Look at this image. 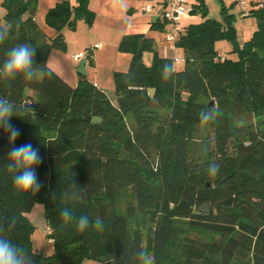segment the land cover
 <instances>
[{"label":"trees","instance_id":"obj_1","mask_svg":"<svg viewBox=\"0 0 264 264\" xmlns=\"http://www.w3.org/2000/svg\"><path fill=\"white\" fill-rule=\"evenodd\" d=\"M37 3L2 0L0 23H11L13 29L0 57L8 47L29 42L37 49V64L49 68L51 50L66 51L63 30L75 31L78 21L91 27L95 14L86 0L73 6L57 3L44 17L55 32L50 46L40 38L34 20ZM198 8L202 21L187 26L175 42L183 51L184 68L167 82L161 79V69L174 60L159 56L152 39H121L119 50L130 53L131 61L126 72L114 73L117 105L82 75L75 87L53 70L51 78L0 84V96L17 104L34 103L35 113L21 111L25 120L13 117L12 123L21 129L16 144L31 142L43 157L36 169L43 185L37 193H17L13 188L6 170L7 139L0 133V223L15 220L8 235L28 249L34 264H82L88 259L124 264L127 251L141 247L150 248L157 261L169 239L182 234L184 224L220 239H184L183 264H264V130L256 127L234 142L225 115L229 107L249 114L264 109V0L250 7L247 17L255 20L256 29L241 46L233 47L235 61L221 59L215 49L217 42L237 41L232 16L225 12L223 20L210 19L202 5ZM144 51L154 52L150 65L142 60ZM85 59L93 62L90 51ZM150 88L155 89L153 100L147 93ZM28 91L34 97H27ZM213 105L219 106V120L202 125L200 110ZM159 109L168 112L161 114ZM93 117L101 122L92 124ZM203 129L208 135L202 140ZM204 145L206 155L201 153ZM211 162L220 165V174L210 179L204 169ZM72 180L80 196L65 203L61 198ZM124 194L127 213L121 215L116 201ZM205 204L208 214L200 212ZM35 205L43 206L51 230L50 255L34 252L31 246L35 228L26 215ZM65 206L77 216L101 218L105 231L81 234L65 225L60 216ZM136 214L148 217L145 235L130 229L128 217Z\"/></svg>","mask_w":264,"mask_h":264},{"label":"rangeland","instance_id":"obj_2","mask_svg":"<svg viewBox=\"0 0 264 264\" xmlns=\"http://www.w3.org/2000/svg\"><path fill=\"white\" fill-rule=\"evenodd\" d=\"M239 0H187L184 4L185 11L191 10L193 7L198 9V5H202L206 15L210 19L223 20L225 12L232 16V24L237 34V41L239 45H242L244 39L252 33L255 28V20L251 17H244L242 15L241 8L238 4ZM256 0H245L248 5H252ZM152 3V2H151ZM150 3V4H151ZM152 7V5H150ZM193 8V9H194ZM201 10L196 11L194 18H190L186 21L190 22L195 19L198 21L201 18ZM4 11L0 8V17ZM39 28L44 27L43 21L38 20ZM99 29H94L90 32L91 27L86 24L76 27L75 31L67 29L65 32L66 38L64 39L68 46V51H60L53 49L48 61L50 70H53L57 75L63 78L69 86L75 87L78 84L79 74L77 73V62L71 60V54L77 50L90 51L94 55V61L88 64L89 71L86 73V78L96 83L99 89H102L111 99L114 105H117V99L115 97V84L114 73L126 72L131 61V54L119 50V47L113 45L115 39L111 35L110 27L101 25ZM105 26V27H104ZM45 28V27H44ZM110 30H106V29ZM73 32H75L73 34ZM41 37V33H40ZM39 40V39H38ZM222 42V41H221ZM217 42L215 49L219 56L227 57L231 60H237L238 55L232 53L233 44L224 41V44ZM102 46V50H98V46ZM89 47V49H87ZM142 60L144 64L150 65L153 61L154 52L144 51L142 52ZM86 54V53H85ZM174 58V63L177 66V71H181L184 68V62L182 61L181 53L175 51L171 53ZM80 63V62H79ZM27 97H34V94L30 91L27 92ZM204 104L211 103L210 100H202ZM158 113L166 114L168 110L159 109ZM225 115L230 118V132L234 138V142H238V139L243 140L247 138L245 135L247 131H253L259 128L264 130V109L259 108L256 113L249 114L240 113L238 110H232L230 107L225 112ZM129 125L132 120L128 117ZM237 121H243V124L239 127L236 126ZM257 127V128H256ZM199 138H206L208 133L203 129L200 132ZM202 138V140H203ZM199 139L197 144L202 141ZM127 209V195H122L119 200L116 201V212L121 215H126ZM27 219L34 226V232L31 237L32 248L34 252L44 255H50L53 252V246L51 237L46 233L48 230L44 209L41 205H35L30 213L27 215ZM130 229H140L145 235L146 228L149 225L148 217L136 214L134 217H128ZM183 231L181 235L171 237L165 247V252L161 253V256L154 261L155 264H183L186 253L185 240L190 237H198L206 241H217L220 237L213 233H207L202 230H192L187 224L183 225ZM147 247V245H146ZM152 254V250L147 247ZM153 256V255H152ZM108 263V262H107ZM104 261L99 260H85L82 264H107Z\"/></svg>","mask_w":264,"mask_h":264},{"label":"clouds","instance_id":"obj_3","mask_svg":"<svg viewBox=\"0 0 264 264\" xmlns=\"http://www.w3.org/2000/svg\"><path fill=\"white\" fill-rule=\"evenodd\" d=\"M113 7H123L125 0H109ZM11 23H0V48L8 41L12 32ZM18 32L20 24L15 25ZM37 49L29 42L18 43L15 46L8 47L0 57V84L10 85L21 79L26 82L43 80L51 78L54 73L46 66L37 64L35 56ZM177 73L175 63H166L161 69V79L167 82ZM33 102L26 100L24 103L17 104L15 101L5 96H0V133L7 139V164L6 170L9 174L13 188L17 193H37L43 186L36 169L43 163V157L38 148L33 147L32 143L16 144L21 136V129L12 123L13 117H20L19 113L23 111L30 115L35 113ZM202 125L215 123L219 120V106L213 105L202 108L198 114ZM23 119V118H21ZM25 120V119H23ZM243 121H237L239 127ZM208 146L201 148V153L206 155ZM199 173V169H196ZM208 178H215L220 174V165L211 162L204 169ZM79 186L73 180L68 189L63 193L62 201L65 203L79 199ZM61 219L65 225H70L78 233H85L94 230L99 233L105 231L104 221L97 217L90 219L87 214L76 215L70 207H62L60 212ZM15 220L8 221L7 225L0 223V264H34L29 251L22 244L14 241L8 232L14 226ZM124 264H155L154 258L147 248H139L131 252L127 251L123 258Z\"/></svg>","mask_w":264,"mask_h":264},{"label":"crops","instance_id":"obj_4","mask_svg":"<svg viewBox=\"0 0 264 264\" xmlns=\"http://www.w3.org/2000/svg\"><path fill=\"white\" fill-rule=\"evenodd\" d=\"M78 1L79 0H38L37 12L35 14L34 20L37 23L38 27H40L38 24V20L40 22L43 21L45 28L41 27V29L39 28L38 30L41 33L40 38L44 39L47 45H48L47 42L51 43V39L54 38L55 32L45 25V22H44L45 15L57 3L69 2L70 5L73 6L77 4ZM86 1L88 2L89 10L95 14V20L93 22V27H91L90 29V32L94 29V27L96 29H99L100 27H102L101 25L103 24L110 27L111 35H113L115 39V42L113 43V45H116V47L119 46L121 39L125 36L145 35L146 37L152 39L153 41L152 49L155 52H157L159 56L174 60L175 56L173 58L171 56V53L177 50L181 53V57L183 61V51L175 47L176 41L172 43V42H168L167 39H165L166 29H165L164 21L162 19V13L167 8L168 0H125L123 7H113L112 4L109 2V0H86ZM256 1L253 3H256ZM1 2L2 0H0V5H1ZM150 5H152L153 7L152 12L151 11L147 12L146 7ZM192 9L189 11H186L187 14L184 17H182L180 20L179 24L181 25V32H184L185 28L189 26L190 24L200 23L202 21V18H200L198 21H195L194 19L193 21L186 23L188 19L190 20V18H194L195 16V15H192L193 14ZM156 21L158 23L156 27L153 28L152 24H154ZM83 23H84L83 21H78L77 28L78 26H81V24ZM110 29L108 28L106 30H110ZM255 29H256V23H255V28L252 31V33L255 31ZM66 31L67 29H64L62 32L64 39L66 38V35H65ZM74 33L75 32H73V34ZM251 34H249V36H247V38L244 39V42L250 38ZM142 43H143V40L140 41L139 46H141ZM216 44H215V47H216ZM221 44H224V41H222ZM67 49H68V46H67ZM87 49H89V47H87ZM97 49L102 50L103 48L101 45H99ZM85 53L87 54V52H85L84 50H77L73 52V54H71V60L77 62V66L75 69L78 68L79 62L82 59H85L86 57ZM79 55L80 57L76 58V56H79ZM91 55H92V59H94V55L92 52H91ZM88 64L89 63L86 60L85 71L87 74L89 71ZM94 84L96 85V83Z\"/></svg>","mask_w":264,"mask_h":264},{"label":"built area","instance_id":"obj_5","mask_svg":"<svg viewBox=\"0 0 264 264\" xmlns=\"http://www.w3.org/2000/svg\"><path fill=\"white\" fill-rule=\"evenodd\" d=\"M185 2L186 0H168L167 8L162 13V19L164 21L165 29H166L165 39H167L168 42L174 43L178 39V37H180L181 25L179 23H180L181 18L187 14V12L184 9ZM238 4L241 8L242 15L244 17L249 16V12L251 10L250 7H252V5H248L245 2V0H239ZM152 9L153 7L151 6L146 7L147 12L149 11L152 12ZM79 57L80 55L76 56V58H79ZM223 58L224 57L221 56V59ZM46 232L48 236L51 235V230L49 228Z\"/></svg>","mask_w":264,"mask_h":264},{"label":"water","instance_id":"obj_6","mask_svg":"<svg viewBox=\"0 0 264 264\" xmlns=\"http://www.w3.org/2000/svg\"><path fill=\"white\" fill-rule=\"evenodd\" d=\"M48 43V45H52V43H50V42H47ZM233 44V46L235 47V49H237L238 47H237V43L236 42H233L232 43ZM140 47V46H139ZM85 63H86V60L85 59H82L81 61H80V63H79V66H78V68H77V73L79 74V75H82V76H85L86 75V71H85ZM148 95H149V98L151 99V100H153L154 99V97H155V89H148ZM212 103V102H211ZM210 103V104H211ZM151 104L152 105H158V102L157 101H152L151 102ZM92 124H99L100 122H101V119L99 118V117H93L92 118V120L90 121ZM207 186H208V184H207ZM209 208H208V205L207 204H205V205H203L201 208H200V212H202L203 214H208L209 212ZM107 264H111L110 262H108Z\"/></svg>","mask_w":264,"mask_h":264}]
</instances>
